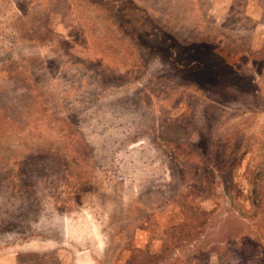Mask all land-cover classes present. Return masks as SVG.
<instances>
[{"label":"rangeland","instance_id":"1","mask_svg":"<svg viewBox=\"0 0 264 264\" xmlns=\"http://www.w3.org/2000/svg\"><path fill=\"white\" fill-rule=\"evenodd\" d=\"M131 1L173 60L103 0H0V264H264V0Z\"/></svg>","mask_w":264,"mask_h":264},{"label":"trees","instance_id":"2","mask_svg":"<svg viewBox=\"0 0 264 264\" xmlns=\"http://www.w3.org/2000/svg\"><path fill=\"white\" fill-rule=\"evenodd\" d=\"M103 2L107 4V7L112 4V8L110 9L111 12L116 13L115 15L117 16H120V20L128 27H133L135 31H137L138 28L142 29V34L146 35V37L148 38H151V44L156 48H159V51L166 55H164L165 57L173 60L174 51L178 46V42L164 32H157V28L155 27V25L148 21L145 12L139 9L131 0H103ZM142 34L138 33V35ZM138 41H140V38L138 39ZM138 46L141 49L142 55L148 56L149 50L147 48H143L141 44H138ZM48 164L49 166H51L48 167V169L53 167L52 162H49ZM31 165L32 164H29V166ZM55 171L59 172L57 170ZM28 173L23 177L27 179L26 176H29ZM60 174L61 173L59 172L57 179L55 180L58 187L65 183V181H63V178H59ZM34 178L35 176H33V179Z\"/></svg>","mask_w":264,"mask_h":264}]
</instances>
